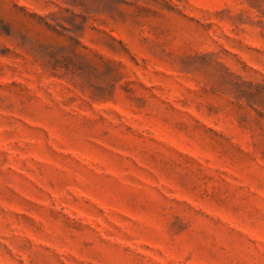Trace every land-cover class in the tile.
<instances>
[{"label": "rangeland", "instance_id": "374dc122", "mask_svg": "<svg viewBox=\"0 0 264 264\" xmlns=\"http://www.w3.org/2000/svg\"><path fill=\"white\" fill-rule=\"evenodd\" d=\"M0 264H264V0H0Z\"/></svg>", "mask_w": 264, "mask_h": 264}]
</instances>
